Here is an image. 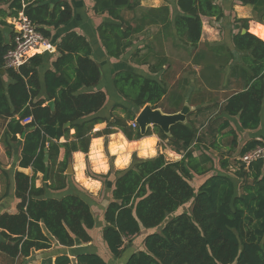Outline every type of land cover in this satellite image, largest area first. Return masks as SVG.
Here are the masks:
<instances>
[{
  "label": "trees",
  "instance_id": "obj_1",
  "mask_svg": "<svg viewBox=\"0 0 264 264\" xmlns=\"http://www.w3.org/2000/svg\"><path fill=\"white\" fill-rule=\"evenodd\" d=\"M237 1L253 5L256 10L264 7V0ZM176 5L178 12L172 17L170 6L165 4L127 18L123 11L135 12L140 0H95V12L107 13L111 19L98 27L106 54L121 58L134 45L136 36L149 26L159 27L161 33L174 42L178 39L187 49H196L202 37V16L216 19L224 16L217 0H177ZM11 8L15 13L0 19V67L5 68L9 78L6 82L5 73L0 72V119L7 122L1 141L9 157L20 147L18 165L31 168L33 174L21 170L15 173V195L20 202L17 213L0 214V232L7 240L0 243V250L15 260L28 257L35 250L51 248L53 239L67 247L91 242V230L96 224L92 198L74 190L61 197H50L47 190H64L69 186L66 170L74 152L88 153L92 138L122 131L129 140L156 134L172 150L182 154V158L170 161L161 153L136 159L129 167L112 174V197L104 211L102 237L114 259H120L132 246L133 237L147 229L144 247L131 253L125 264H264V159L249 165L239 159L264 143L251 140L239 153L228 151V157L220 162L228 172H213L214 159L207 149L201 148L202 137L192 120L173 124L170 134L158 125L149 127L145 134L138 123L133 127L132 109L137 111L150 105L166 113H176L185 100V92L170 95L167 81L154 76L165 70L169 60L150 44L136 48L131 55L135 64L148 66V71L134 65L116 71L113 84L131 105H115L109 117L101 113L107 93L95 90L102 79L101 65L93 59L91 44L83 35L67 33L57 45L60 56L44 71L50 60L45 53L31 56L19 69L6 67L4 57L13 46L14 36V32L9 39L4 36V27H13L8 18H17L22 11L49 38V28L65 26L73 17L71 5L63 0L54 4L48 0H11ZM262 21L264 24V15ZM232 39L240 63H231L236 56L222 45L211 47L213 54L199 50L192 55L197 66L210 55L213 60L201 67L196 80L199 88L192 92L189 102L202 109L208 99L213 100V91L221 88L227 74L226 86L233 90L227 92L220 114L236 116L242 129L254 130L261 124L264 108V36L247 31L234 34ZM143 49L146 52L141 55ZM180 84L177 82L172 87ZM185 84L190 85L188 78ZM166 98L173 106L164 110L162 101ZM50 100L55 101V112L47 105ZM119 108L121 113H115ZM67 122L69 127L65 126ZM101 123H106V128L95 131ZM228 127L226 121L219 132ZM229 134L234 135L236 142L235 132ZM100 143L96 139L92 144L97 170L106 168ZM145 145L146 140L138 145L141 154ZM131 148L126 141L112 142L111 150L118 154L117 165L124 161L123 167L127 163L122 154ZM62 149L64 154L60 159ZM197 150H200L198 155ZM154 152L153 141L142 155ZM75 160V167L79 160L83 161L81 156ZM231 160L235 163L231 164ZM98 164L101 165L97 167ZM231 165L234 171L229 170ZM47 167V181L44 179L37 186L38 173L45 174ZM207 174L196 189L192 179ZM110 175L111 171L101 178ZM6 178L1 198L9 194L8 175ZM80 180L89 188L96 184L89 179ZM189 203L190 209L180 212ZM55 264L110 263L97 252L88 251L77 253L75 259L68 254L59 255Z\"/></svg>",
  "mask_w": 264,
  "mask_h": 264
},
{
  "label": "crops",
  "instance_id": "obj_2",
  "mask_svg": "<svg viewBox=\"0 0 264 264\" xmlns=\"http://www.w3.org/2000/svg\"><path fill=\"white\" fill-rule=\"evenodd\" d=\"M48 1H50L51 4H54L55 2L61 1V0H48ZM63 1H67L71 5L72 10H73V17L69 21V23L65 26H61L59 28H49V30L51 31V36L49 37V39H50L53 47L51 50L44 52L46 55L50 56V60L48 63L45 64V66L42 70L44 71L47 68H51L52 62L60 56V53L57 50V45L59 44V42L62 40V38L67 33L73 31V32H76L80 35L85 36L87 38V40L90 42L92 50H93L92 57L96 62L103 65V62L110 61V63H106V64H108L109 69L112 72V73H110L111 74V80H110L111 82L110 83L113 84L114 75H115L116 71L122 69V67H120V66H122L121 63H124V62H123V60L121 61V58L118 59V58H114V57H109L106 54V50L103 47L101 40L99 38V34H98V27L104 21L111 20L110 17L108 16L107 13L98 14L95 12V10H94L95 0H63ZM176 1L177 0H140V6H142L144 8H151V7H160L162 5L168 4L170 6L171 14L175 15L178 12ZM217 3L223 9L224 16L220 19H216L215 17L202 16L203 31H202V37H201L200 45L203 44L202 42H204V40L207 39L209 44H210L209 46H211V47L219 46V45L226 46L230 50H232L234 52V55L236 56L233 60H231V63H240V58H238L239 54H238V52L235 49L234 44H233V39H232L233 35L237 34L238 32L245 33L247 31H249V32L255 33V34L263 37L264 36V24H263L262 18L264 15V7L263 8L260 7V10L259 9L256 10L253 5H243L241 2H239L237 0H217ZM24 5H25V3H24ZM129 12H132V11L125 10V11H123V14L128 18ZM14 13H15V10L11 8V0H0V19L6 15H13ZM22 14H23V12L19 11L18 15L20 16ZM244 19L245 20L249 19V21L244 22L243 21ZM12 20H13L12 18H8L7 22L11 23ZM153 27H154V30H156L155 31L156 33L158 31L161 33L159 27H156V26H153ZM219 27H220V29L223 28L225 31L232 30L233 33H231V35H229L228 41H224V42L218 41L220 39H218L215 36V33ZM173 43L175 45H177L178 47L182 46V43L180 41H177V42L173 41ZM146 44H148V42H146ZM132 52H134V51H132ZM132 52L130 53L129 62L132 65H134V67H138L139 65L135 64L131 60ZM162 54H164V53H162ZM165 55L168 57L169 64L167 67H169L170 69H168L166 67L165 70H162L161 72L155 74L154 76H158L159 79L164 78L167 81L168 85L171 87L170 91H169L170 95H172V92L173 93L174 92H177V93H181V92L184 93L185 92V100L183 102L182 107L187 104L189 107V110H190L189 112L194 111L193 115H190V116L187 115V120H189V119L192 121H193V119L198 120L201 117V115L202 116L206 115V117L211 119L212 117L217 115L213 119V122H214L213 125H215V127H217L215 129H218L217 137H216L217 138L216 139V142H217L216 145H217L218 150H220L222 152L234 151L235 153H239L241 147H243L247 142H249L251 140H257V141L264 143V108L262 111L260 126L254 130H245V129L241 128L238 117L228 116L226 114H220L221 109L218 110L215 107H213V105H215L217 103V101L219 102L220 96H222L221 97L222 98L221 104H223L225 101V98L227 97V92L233 90V88L231 89L230 87L226 86L227 74H226V76L224 75V78L221 82V83H223L221 88L219 87V90L213 91V94H212L213 100L208 99V101L205 102L206 104L202 105L201 106L202 109H200V106H196V104L192 105L189 102V101H191V95L193 94L192 92L194 90H198V88H199L198 86L193 87L194 86V78L191 79L189 76L185 75L186 70H185V67H182L183 65L181 66V63H177V61H175L176 63L174 64L169 59L170 56L168 54H165ZM98 56H100V58H98ZM125 60H127V59H125ZM117 64H118V66H117ZM198 66H200V65H198ZM140 67L143 68L145 71H148V66L140 65ZM226 71H227V73L229 72V67L226 68ZM103 76L106 77V75H103ZM237 76H238L237 74H236V76H233V79L235 82L237 81ZM197 77H199V73L195 77V84H196ZM187 78H188V81H190V85L186 86L185 81ZM4 80L6 82L9 81V78L6 75V73L4 74ZM177 82H181L180 86L172 87ZM184 87H186L185 90H183ZM98 89H101L107 93L105 87H103L101 85H100V87L96 88L95 90H98ZM207 96H210V94L208 93ZM164 101H165V99L162 101V103ZM167 102H169V101H167ZM171 104H173V103H171ZM171 104L167 103L169 108L171 106H173ZM104 107L101 110V113L103 115L105 114L106 116H108L107 112L104 111L105 110ZM172 110L173 109H171V111ZM191 116H193V117H191ZM226 121H229V127L225 128L219 132V129L222 127V125H224L226 123ZM6 124H7L6 121L0 119V214L6 213V212L10 213V214H14V213L18 212L17 205L20 202L19 198H17L15 195V187H16L15 173L17 170H21V171H23L29 175H32L33 171L31 168L19 167L18 164H19V157H20V147H18V151L15 154H13L12 157H9L6 154V150H5V148L2 144V141H1L2 135H3L4 130L6 128ZM106 126H107L106 123L98 124L95 127V131H101L104 128H106ZM229 131L235 132L236 142L234 141V135L229 134ZM96 139L100 140V142H101L99 145V149H101V153L104 156V159L106 161L105 162L106 168L101 169V170L95 169L93 159H92V144H93V141ZM119 139L122 142L126 141L128 144L132 145L131 149H129V150L127 149L122 154L127 159V163L123 167L131 165L130 163H132L133 150L135 148H138V145L141 142L146 140V145L142 150V154L147 153V149L149 146H151L153 144V141H154L155 150L161 145L160 142H163V141H161L160 137L156 134H152L149 136L142 137L139 140H129L122 131H116L112 134H105V135H101L98 137H94L91 140L90 149H89L88 153H84L81 151H77V152L73 153L72 163H73V169H74L75 175H69V177H68L69 182H75L74 176L76 177L77 182L79 180V177L77 176L76 167H75V164H76L75 159H76V156L77 157L81 156L83 159L85 176L91 182H96V184L93 188H89L85 184V182L81 181V180L79 181V184L81 186H85L89 190L95 192V194H98V192H101L103 189V187H102L103 184L99 180L94 179V178L87 175V172H86L87 159L90 158L92 166L94 167L93 169L96 170V172L103 173L105 175L108 174L110 171V164H109V159H108L109 156L113 158V162H114L115 167L121 168L124 161H122L121 164L117 165L116 160L118 158V154L113 153V151L111 150L112 142L113 141L119 142L120 141ZM62 141H64V139ZM233 143H235L236 146L233 147L232 146ZM163 145L167 147L166 149H168L169 146H167L166 142H164ZM163 145L160 146L161 147L160 148L161 149L160 154L162 153L165 155V152L163 150L164 148H162V147H164ZM157 152H158V149H157ZM157 152L155 154L151 155V157L157 155ZM169 152H171V150H169ZM199 153H200V150H197L196 155H198ZM63 154H64V150L62 149L61 154H60V159L63 158ZM178 154L179 153H177V152L175 153V155L179 157L180 154L179 155ZM88 156H89V158H88ZM225 157H228V156L225 155ZM180 158H182L181 155L179 158H176V157H175V159L171 158L170 161H176V160H179ZM231 164H232V162H231ZM100 165L101 164H98L97 167ZM229 167H230V169H229L230 171H234L232 165ZM219 169H220L219 171H221V172L222 171L228 172V170L222 168L221 166L219 167ZM7 175L9 177V194L6 197L1 198L3 187H5L7 184V178H6ZM208 175L209 174L204 175V176H197L199 178V180H198L199 185L202 184V182L204 181V179ZM44 176H45L44 174L38 173V179L36 181L37 186H41L43 184V181L45 179ZM76 185H78V183ZM199 185H198V187H199ZM108 189H109V192L106 193V196L104 197L103 200H99L94 195L91 196V198L93 200H96L98 203L101 204L100 205L101 210L96 211V212H97V215H99L101 213L103 215V217H104L105 208L108 205V203L111 201V197H112V188L110 187ZM69 192H73L70 189V186H68L64 190H47V196L61 197V196L65 195L66 193H69ZM103 225H104V222H103ZM92 230H91V232H92ZM147 232H148L147 229H143L141 234H139V235H143L142 239H141L142 247H144L143 240H144V237H145ZM91 234L93 236V232ZM139 235L133 237V243H135V241L139 238ZM99 247H100L99 243L98 242L95 243L94 238H92L91 242L76 243L75 246H73V247L63 246V245L59 244V242L57 240L53 239V245L51 248L43 249V250H35L31 253L30 256L19 257L15 260H12L6 253H4L0 250V264H55V260L59 255L68 254L72 259H75L77 253L88 252V251L89 252H91V251L96 252L97 250L101 249V247L100 248ZM140 249H142V248H140ZM133 252H134V250L129 249V251L125 252L124 255L120 259H114V258L111 259L109 257H107V258H109L111 261H108L107 258H104V259L106 261H108L110 264H111V262L113 264H125L126 260L128 259L130 254ZM107 254H105V255L107 256Z\"/></svg>",
  "mask_w": 264,
  "mask_h": 264
},
{
  "label": "rangeland",
  "instance_id": "obj_3",
  "mask_svg": "<svg viewBox=\"0 0 264 264\" xmlns=\"http://www.w3.org/2000/svg\"><path fill=\"white\" fill-rule=\"evenodd\" d=\"M144 9H146V8L140 6V7H138L137 10H135V12H129L128 18H132L133 15L140 16ZM173 15L171 14V17ZM155 31L156 30H154V27L149 26L146 28V30L144 32H142V34L136 36V41H135L134 45L132 46V48L127 52V54H125L123 57H121V61L123 60L124 63H121L122 66H120V67L125 68V67L133 66L129 62L130 53L132 51H135L136 48H139V47L142 48V47L146 46L147 45L146 42H148V44H150V46H152L157 51L164 53V54H168L170 56L169 59L172 61V63L175 64L176 63L175 61H177V63H181V66L183 65L182 67H185V70H186L185 75L189 76L191 79L194 78V86L193 87H195L196 86L195 77H196V75H198L199 71L201 70V67H203L204 64L207 63L209 60H213V59L211 58V55H210L206 61L202 62L201 66L197 67L193 63V58H192L193 56L192 55L199 50H205L207 55L209 53L213 54V52L210 51L211 46H209L210 44H209L208 40L207 39L204 40V42H202L203 44L199 45V47L196 49H187V48L182 47V46L178 47L177 45H175L173 43V41L171 40L170 37H167V36L165 37L164 33H160L159 31L156 33ZM231 33H233L232 30L225 31L223 28L220 29V27H219L215 33V36L218 39H220L218 41L224 42V41H228L229 35H231ZM177 41H179V40L177 39ZM144 49L140 53L141 55H143L146 52V50H144ZM218 57L219 56L217 55V58ZM98 58H100V56H98ZM217 58L215 57V60ZM125 59H127V60H125ZM106 63H110V61L103 62V65L100 64L101 69H102V79H101L100 83L97 85V87H95V89L100 87V85L105 87V89L107 91V102L105 104V107H104L105 110L104 111L107 112L108 116H110V113H111V111L115 105L120 103V104L126 105L127 107H130L131 104L124 101L122 96L116 90L114 84L110 83L111 82L110 81L111 80V74L110 73H112V72L110 71L109 66ZM117 66H118V64H117ZM138 68L143 70V68H141L140 66H138ZM103 75H106V77ZM221 97L222 96L219 97V102L217 101V103L215 105H213V107H215L218 110L221 109L222 105H223V104H221V100H222ZM167 101H168V99L166 98L165 101L162 103V108L164 110L167 109V107H168ZM141 110L142 109L135 111V112H137L136 114L138 115ZM115 113L120 114L121 108L116 110ZM191 115H193V114H191ZM216 116H214L210 119V118L206 117V115H203V116L201 115V117L198 120L193 119V121L195 122L196 127L199 129V133L201 134V137H202L201 138L202 141L200 143L201 148L207 149V151L211 154V156L214 159V163H215L214 165L215 166H214L213 172L220 170L219 169V167L221 166L220 162L224 159L223 157H225V155L229 154V152H222V151L218 150L217 146H214V144H217V142H216L217 133L215 132V129H214L217 127H215V125H213L214 124L213 119ZM191 117H193V116H191ZM161 141H163V142H160L161 143L160 146H162L163 143L166 142L165 140H161ZM166 144H167V142H166ZM160 146L157 148L158 152L156 149L154 154L156 152H157V155L160 154V150H161ZM167 146H169V145L167 144ZM162 148H164L163 150L165 152V156H166L167 160H170L171 158L175 159V157L179 158L180 155L182 156V154H180V155L178 154L179 157L176 156L175 155L176 152L174 150L170 149V147H168V149H166L167 148L166 146H164ZM169 150H171V152H169ZM149 157H151V155H142L139 148H135L133 150V154H132V162L135 161L136 159L149 158ZM152 157H154V156H152ZM88 158H89V156H88ZM108 159H109L110 171H111V175H110L111 177L109 176L108 178H101V176L105 175V174L96 172V170L93 169L94 167L92 166L90 158L87 159V169H86L87 175L92 177V178L96 177L94 179L99 180L103 184V186H102L103 189L101 192H98V194H95V192H93V191L89 190L88 188H86L85 186H81L79 184L80 179H87V177L84 174L85 171H84V166H83L82 160H79L78 165L76 167L77 176L79 177V180L77 182L76 177L74 176L76 183L70 182V184H69L70 189L77 191V192H80V193L82 192L88 198H90L92 195H94L99 200H103L104 197L106 196V193L109 192L108 188L111 187L112 178L114 177V175H112V174H115L116 171H121V170L125 169L126 167H129V166H125V167H121V168H116L114 165V162H113V158L109 156ZM231 161H232V163H235L234 160H231ZM130 164H132V163H130ZM110 171H109V173H110ZM109 173L106 175H109ZM70 175H75V173H72ZM198 180H199V178L197 176L194 179H192L193 184L196 186L195 187L196 189L198 188L197 187ZM105 181H107V183H105ZM77 183H78V185H76ZM90 201H91L92 209H93L95 219H96L95 227L92 230L93 238H94V242L95 243L98 242L100 247H101V249L97 250L96 252L99 253L103 258L109 257L112 259L113 256L110 253V251L107 247V244L105 243V241L102 237L104 217L101 213L99 215H97V212H96V211L101 210V206H100L101 204L98 203L96 200H93V199L92 200L90 199ZM190 206H191V203L186 204L185 206H183L180 209V212H182L184 210H186V211L189 210ZM142 236L143 235H139V238L135 241V243H132V246L129 248L130 250L136 251V250H139L140 248H142V243H141ZM129 249H128V251H129ZM105 254H107V256ZM109 258H107L108 261H111ZM111 264H113V263L111 262Z\"/></svg>",
  "mask_w": 264,
  "mask_h": 264
},
{
  "label": "built area",
  "instance_id": "obj_4",
  "mask_svg": "<svg viewBox=\"0 0 264 264\" xmlns=\"http://www.w3.org/2000/svg\"><path fill=\"white\" fill-rule=\"evenodd\" d=\"M11 24L17 32H14L12 48L7 51L4 57L6 67L19 69L31 56L52 49L53 45L50 39L43 35L36 25L23 14L14 18ZM30 120V118L26 119L25 122ZM131 125L136 128V120L131 122ZM239 159L246 165L254 160L264 159V145L251 149Z\"/></svg>",
  "mask_w": 264,
  "mask_h": 264
},
{
  "label": "water",
  "instance_id": "obj_5",
  "mask_svg": "<svg viewBox=\"0 0 264 264\" xmlns=\"http://www.w3.org/2000/svg\"><path fill=\"white\" fill-rule=\"evenodd\" d=\"M13 32H17L13 27L6 26L4 27L3 33L6 39H9V35ZM0 72L5 73V68L0 67ZM187 102V101H186ZM47 105L50 107L52 112H55V101L50 100L47 102ZM189 107L188 105H184L182 109L179 112L176 113H166L161 108H152L150 105H146L142 108V110L137 115L133 109L132 112L135 115V120L139 125L140 131L142 134H145L146 130L149 127H153L154 125H158L162 127V129L170 134V127L177 123V122H187V115L189 113ZM66 127L70 126V122H67L65 124ZM46 161H48V156H46ZM49 168H46L45 172V180L47 181V175H48ZM74 173L73 169V163H70L68 165V168L66 170V174L70 175ZM7 240L0 232V243H6Z\"/></svg>",
  "mask_w": 264,
  "mask_h": 264
}]
</instances>
